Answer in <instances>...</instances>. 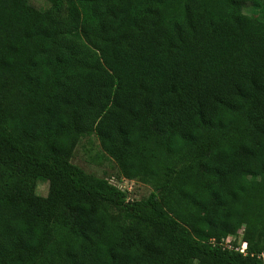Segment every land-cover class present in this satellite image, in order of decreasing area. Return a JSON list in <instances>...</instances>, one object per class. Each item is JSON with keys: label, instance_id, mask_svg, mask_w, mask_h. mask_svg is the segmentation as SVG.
<instances>
[{"label": "trees", "instance_id": "16d2710c", "mask_svg": "<svg viewBox=\"0 0 264 264\" xmlns=\"http://www.w3.org/2000/svg\"><path fill=\"white\" fill-rule=\"evenodd\" d=\"M45 1L0 0V264H264L260 0Z\"/></svg>", "mask_w": 264, "mask_h": 264}, {"label": "rangeland", "instance_id": "374dc122", "mask_svg": "<svg viewBox=\"0 0 264 264\" xmlns=\"http://www.w3.org/2000/svg\"><path fill=\"white\" fill-rule=\"evenodd\" d=\"M260 2L264 5V0H260ZM29 3L39 11H44L48 6L45 0H29ZM242 11L244 14L253 17H257L260 13L258 9L251 6H245ZM70 162L88 175L107 180L123 191L130 201L146 199L153 192L151 185L145 184L139 179H124L116 162L102 151L94 133L78 139ZM34 192L36 195L45 198L48 192L47 182L37 180ZM232 242L233 238L230 237L221 243L223 246L232 247Z\"/></svg>", "mask_w": 264, "mask_h": 264}, {"label": "built area", "instance_id": "2783aa9c", "mask_svg": "<svg viewBox=\"0 0 264 264\" xmlns=\"http://www.w3.org/2000/svg\"><path fill=\"white\" fill-rule=\"evenodd\" d=\"M241 234V233H240ZM240 253H242L243 255H245V252H246V243L242 242L240 247L238 249ZM261 258L264 259V253L261 254Z\"/></svg>", "mask_w": 264, "mask_h": 264}]
</instances>
